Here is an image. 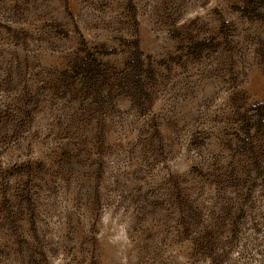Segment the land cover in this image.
<instances>
[{
	"label": "rangeland",
	"instance_id": "1",
	"mask_svg": "<svg viewBox=\"0 0 264 264\" xmlns=\"http://www.w3.org/2000/svg\"><path fill=\"white\" fill-rule=\"evenodd\" d=\"M0 264H264V0H0Z\"/></svg>",
	"mask_w": 264,
	"mask_h": 264
}]
</instances>
